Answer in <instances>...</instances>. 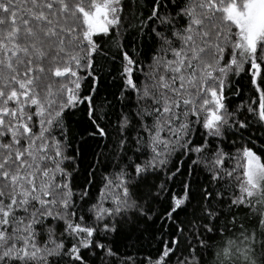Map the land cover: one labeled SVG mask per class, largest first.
I'll return each instance as SVG.
<instances>
[{
	"label": "snow or ice",
	"instance_id": "1",
	"mask_svg": "<svg viewBox=\"0 0 264 264\" xmlns=\"http://www.w3.org/2000/svg\"><path fill=\"white\" fill-rule=\"evenodd\" d=\"M0 264H264V0H0Z\"/></svg>",
	"mask_w": 264,
	"mask_h": 264
}]
</instances>
